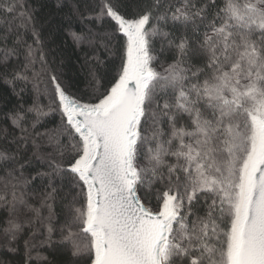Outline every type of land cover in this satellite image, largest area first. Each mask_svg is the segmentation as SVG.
Listing matches in <instances>:
<instances>
[{"label": "snow or ice", "instance_id": "obj_1", "mask_svg": "<svg viewBox=\"0 0 264 264\" xmlns=\"http://www.w3.org/2000/svg\"><path fill=\"white\" fill-rule=\"evenodd\" d=\"M54 6L0 0V264H264V0Z\"/></svg>", "mask_w": 264, "mask_h": 264}, {"label": "trees", "instance_id": "obj_2", "mask_svg": "<svg viewBox=\"0 0 264 264\" xmlns=\"http://www.w3.org/2000/svg\"><path fill=\"white\" fill-rule=\"evenodd\" d=\"M42 3L44 4V7L41 9L40 15L47 18L49 14H52L56 17V19L53 20V23L59 22V14L56 12L55 9V0H42ZM56 43L59 44L61 47H63L66 50V55L70 58L71 62H75V58L77 55H81V53L77 51H73L70 41L65 42L62 37H57ZM2 91V90H0ZM51 126V125H49Z\"/></svg>", "mask_w": 264, "mask_h": 264}]
</instances>
